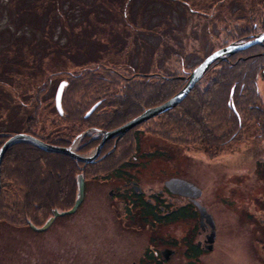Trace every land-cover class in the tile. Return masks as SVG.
Returning a JSON list of instances; mask_svg holds the SVG:
<instances>
[{"label": "rangeland", "instance_id": "1", "mask_svg": "<svg viewBox=\"0 0 264 264\" xmlns=\"http://www.w3.org/2000/svg\"><path fill=\"white\" fill-rule=\"evenodd\" d=\"M90 2L87 7L72 0L74 10H64L65 21L57 16L47 23L46 15H37V28L27 25L26 41L17 47L12 42L23 34L1 31L11 27L16 32L18 19L10 21L12 7L0 0V133L31 130L46 140L68 135L73 140L70 146L75 143L79 152L88 155L96 147L84 149L89 135L78 143L75 139L93 126L114 129L105 123L111 121L114 126L123 119V114H116L115 101L128 93L125 86L131 73L123 70L125 64L187 78L215 50L241 36L264 31V0H132L126 13L121 10L123 0H108L106 14ZM92 10L97 15L90 14ZM97 20L106 21L109 27ZM164 22L170 23L165 30L160 26ZM259 53L264 56V49ZM102 65L114 70L104 71ZM91 67L97 68L96 74H86ZM94 75L102 82L92 80L95 85L89 89L87 82ZM257 75L260 101L255 108L242 109L239 126L230 132L225 145L190 140L185 127L174 124L173 113L152 118L130 131L116 148L110 141L100 159L83 172L86 188L80 208L57 218L44 231L33 230L30 223L41 227L54 209L73 208L80 173L72 192L48 194L44 193L48 172L35 163L32 190L27 193L22 170L29 158L19 167L14 160L8 161L1 176L0 264H146L163 258L160 253L166 248H175L177 253L164 264H189L185 256L189 245L205 237L199 235L196 205L190 207L193 216L187 219L157 222L144 218L136 204L123 203L133 198L124 184L134 180L146 201L158 196L161 203L157 204L163 202L170 210L187 206L191 203L188 198L168 192L165 185L175 177L201 188L203 195L198 200L213 214L217 226L215 249L202 255L200 264H264V78L261 71ZM105 79L110 83L116 79L119 84L94 89ZM209 81L207 78L203 87ZM62 82L68 83L63 92V115L55 105ZM138 90L146 101H141L142 107L154 106L157 90L151 91L149 86ZM98 101L104 105L86 120V112ZM39 158L45 165L50 162ZM58 194L59 200L50 201ZM29 198L32 204L21 208L19 204Z\"/></svg>", "mask_w": 264, "mask_h": 264}, {"label": "trees", "instance_id": "2", "mask_svg": "<svg viewBox=\"0 0 264 264\" xmlns=\"http://www.w3.org/2000/svg\"><path fill=\"white\" fill-rule=\"evenodd\" d=\"M79 1L82 4H84V6L86 5L88 7L89 5L88 0H79ZM90 1H91L90 4L95 5L98 11L102 10L104 11L105 14L108 11H110L108 7L109 5L108 0H90ZM123 2L124 3H122L123 5L122 8L120 5L119 6L121 10L124 9V13H126L127 9L125 8L133 5L132 0H123ZM1 3L7 6L10 5L12 7V11H10L9 14L10 21L16 22L15 18L18 19L19 25L17 27L16 32H14L11 29V27H6L5 29L6 31L4 29L3 31H1V33L3 34L6 33L23 34L22 36L16 39L14 38L15 40L12 42V44L17 47H20L19 45L22 44L23 40L26 41L25 40L26 36L24 35L26 34L27 31H29L26 28L27 25H30L32 28L33 27L37 28L36 26L37 24H39V18L37 17V15H39L40 17L46 15L45 17L47 23L49 22L50 19L52 22V20H54L55 17L57 16H63L62 20L65 21L66 16L64 15V10L65 11L69 10V12H73L74 10L72 0H1ZM66 4H68V6L64 7ZM118 4L119 3L113 5V7L115 8ZM84 8L85 7H83L82 10H84ZM89 13L92 14L93 16L97 15L95 10H92ZM122 13L123 12H121V14ZM90 14H88L89 17L87 16L88 19H90L91 17ZM29 20L31 21L35 20V21L31 23ZM100 22L105 27L107 26L106 28L109 27V25L105 24L107 23L106 21L100 20ZM100 22L98 21V23ZM169 24L170 23L164 22L160 26L162 27L163 30H165L167 29ZM43 25L45 27L46 23H44ZM23 29H26V31H22ZM255 34H250L248 36L245 35L244 37L241 36L235 42L246 41L250 36ZM12 39L13 38L7 40L8 44L11 42ZM28 44L30 45L31 43L29 42ZM260 49H264V43L259 44L258 46L250 47L247 50L238 52L235 55H229L228 57H226V59H220L207 71L203 79L194 86L193 91L183 100L181 104H179L172 110L165 112L157 117H161L163 115L165 116L173 113L176 116L175 118L177 121V123L174 122V124L181 126V128L185 127L186 131L188 132L189 135L188 137L190 140L196 141L200 139V141L209 144L213 143V145L215 144L216 146H218V144L225 145L226 141H228L229 136L231 134L230 132L239 126V122H240L239 116L242 117L241 116V113H243L242 109L244 107L246 108L248 107L250 109L251 107L255 108L254 105H256L257 107V103L255 104V102L259 103L260 101V99L258 98L259 92L256 83L258 76L257 74L260 71H261V75H263L264 78V56L261 53H259ZM248 53H252V54L255 53V54H253L249 58L244 57L245 55H248ZM181 58L184 60V57L181 56ZM183 64L184 62L182 61V66ZM125 65L127 66V68L123 67V70H126L127 72L131 73V76H127L128 84H126L125 88L126 87L128 88L127 91L128 93L125 96L126 98L117 99V101H115L116 106H118L119 108L117 109L116 114L118 113L123 114L122 116L123 119H120V122L116 123V125L118 126L124 124V122L127 123V120L129 121L135 117H138V115H140V113H142L145 110L144 107H142L144 105L143 104L144 102L141 103L142 100L145 101V99L141 96L144 93H140L143 91H139L138 89L149 86L151 91H156L157 89L161 88L160 90H157L155 103L153 102L154 106H158L164 103L165 101L171 99L172 96L178 93V91L188 82L189 79L188 76L190 74L188 73L187 78L180 79L181 76L179 77L177 75H163L161 73L151 72L148 70L141 71L137 69V67L129 66L128 63ZM105 66H103L104 71L112 72L114 70V68L113 70H111V68ZM215 67H220V69L215 71L214 73L212 72V70L215 69ZM130 69L131 72L129 71ZM116 71L117 70H115V72ZM88 73L89 75L96 74L97 68L91 67V69L87 71L86 74ZM79 74L83 75L82 72H80ZM207 78H209L210 81L205 87H203V84ZM108 79L109 80L113 79V75H110ZM133 79L137 81L136 82L130 81ZM92 80L102 82L101 80H98L96 78V75L91 76L90 80L87 82L88 83L87 87H89V89L92 88L93 85H95V83L92 82ZM107 80L105 79V81H103V84L101 85L98 83L94 89L98 88L101 90L105 88L107 90V89H112V85L114 86V84L116 85L119 84V81H117L116 79H114L112 83L108 82ZM227 90L229 91V93H227ZM231 92H233V94H230ZM152 99L153 98L150 97L148 102H150ZM233 99H234V103L232 102ZM102 102L101 104H103ZM252 102H254V104H251ZM150 104H152V102H150ZM103 105H101V107ZM232 106L235 109L232 108ZM230 109L232 110V112ZM92 115L89 118H86V120L92 119ZM31 126H33V124ZM105 126L108 128H115L113 126V122L111 121L106 122ZM27 132L36 136L31 130H27ZM9 135L10 132L0 133V148L2 147L4 141L8 138ZM53 138L54 141H51L50 139L49 141L57 144L60 143L62 145H69L73 141L72 137L68 138V135L56 136ZM42 139L44 141H48V139L47 140L44 138ZM64 141H67L68 143L65 144ZM88 141L90 145L88 144L84 148L88 150L95 147L100 142V140L98 139L92 140L91 137L88 138ZM119 142H121V140ZM111 143L112 142L109 141L108 143L105 144V147L103 148V152ZM27 152L36 155L39 154V156L36 158L31 155H28ZM40 156L46 158L44 160L47 161V163L48 161H50L49 162L50 164L48 163L47 165H45L43 160L39 158ZM24 158L26 159L29 158L28 160H24L26 164L28 163V166L25 168V166L23 165L24 169L22 170V175L24 176L26 182L25 184L26 186H28L27 193L28 191L30 192V190H32V188H30L29 185L31 183V178L34 176L33 166L35 165V163L41 165L40 170H45L46 172H48L49 179H47L48 181L44 185L45 186L44 193L48 192V194L51 193L62 194V192L63 193L72 192L73 187L75 186L74 183L77 174L81 172L83 173L86 167L90 165H94V164H88L84 166V169H81V172H79L78 170L83 164H79L73 158H70L69 156L63 154L60 155L55 153L43 152L39 148L37 149L31 144L26 142V143L16 144L5 153L2 163L3 165L2 171L5 168L6 166L5 164H7L8 161L11 162L12 160H14L13 162H15V164L17 162V165L19 167ZM38 175L41 174L39 173ZM59 194L57 196L56 195L52 196L50 201L59 200L58 199ZM157 197L158 196H155V198ZM143 198H144L143 196H140L138 198L136 207L139 210L140 214H146L148 216H152V219L157 218L158 221L176 222L177 220H183V219H187L189 216H193L192 212L189 211L190 209L189 207L187 208L181 207L176 210H170L169 207H167L168 209H166V212H168V214H165V216H160L159 213L162 212L161 206H159V204L156 205L151 204L149 201L144 202L142 201ZM31 204H32V199L29 198L19 205L21 206V208L27 209ZM189 246L197 249L196 245L190 244Z\"/></svg>", "mask_w": 264, "mask_h": 264}, {"label": "water", "instance_id": "3", "mask_svg": "<svg viewBox=\"0 0 264 264\" xmlns=\"http://www.w3.org/2000/svg\"><path fill=\"white\" fill-rule=\"evenodd\" d=\"M264 43V32L259 33L258 35L250 38L248 41L240 42L237 41L235 43H232L228 46H225V48L218 49L214 51L212 54H210L207 58L203 60L201 64H199L191 73L189 76V80L187 84L181 89L180 92L175 94L174 96L171 97L168 101H166L163 104H160V106L156 107H149V109H146L144 112L141 113V115H138V117L128 121L127 123L121 125L120 127H117L114 130H100L97 128H93L91 130L83 132L79 137H77L75 140L76 143L79 141L83 140V137L85 135H88L91 131L96 130L98 133H100L102 141L101 143L94 148V151L88 155L86 154H81L79 151H77L75 143L72 144L70 147H65V146H57L51 143H47L45 141H42L38 137L36 138L35 136L31 134H24V133H18L15 134V136L10 137L3 145V147L0 149V194H1V167H2V161L5 156V152L12 146H14L16 143L19 142H28L35 146L36 148H40L41 150L45 152H51V153H57V154H64L66 156H69L70 158L75 159L76 162L78 163H83L84 166L88 164H93L95 163V160L100 156L102 152V147L105 145L106 141L109 139H115L116 143L121 137H123L128 131L131 129L135 128L138 126V124H141L143 122H146L150 120V118L156 117L161 115L164 112L170 111L179 104L183 102V100L193 91V87L200 82L204 74L209 70L211 65L215 64L216 61L220 59H225L228 55H235L237 52L247 50L249 47L256 46L259 44ZM64 85L61 83V86L58 88L57 91V98H56V104L59 106V108L62 111L61 105V100H62V93L64 91ZM98 103H96L93 108L87 112L85 115L86 117H89L93 111L98 107ZM116 147V144H115ZM114 147V148H115ZM113 148V149H114ZM115 150V149H114ZM113 150V151H114ZM81 169H84V167H81ZM85 173H80L77 176V185H78V191H77V198L75 200L74 206L72 209L69 210H63L60 211L59 209H54L53 210V215L48 219V221L42 225L41 227H37L33 223H30V226L32 227L33 230L41 232L46 229H48L56 218L62 217L63 215H70V214H75V212L80 208L79 206L83 203L85 199ZM166 187L168 190L172 193H177L180 195H183L185 197H190L194 200L196 203V206L198 208V211L200 213V224L204 228V225H210L212 227L211 233L209 234L207 238V245L206 247L209 250L213 249V243L216 239V224L213 219V215L211 213H208L207 209L205 206L202 205L201 202L197 201L199 197L203 195V191L201 188L197 187L194 185L192 182L188 180H184L178 177L171 178L169 180H166ZM135 189L137 191H141L139 186H135ZM173 253V251L169 248H166L164 251V256L166 259L170 258V255Z\"/></svg>", "mask_w": 264, "mask_h": 264}, {"label": "flooded vegetation", "instance_id": "4", "mask_svg": "<svg viewBox=\"0 0 264 264\" xmlns=\"http://www.w3.org/2000/svg\"><path fill=\"white\" fill-rule=\"evenodd\" d=\"M56 105V104H55ZM57 109H58V106H57ZM58 111H59V109H58ZM63 115V114H62ZM95 126H93V127H90L91 129H93ZM27 132V131H26ZM27 133H29V132H27ZM31 134V133H30ZM96 135H94V137L92 138V140L93 139H98V140H100V142H101V137L100 136H97V137H95ZM56 137V136H55ZM52 139H54V138H52ZM52 139H50L51 141H54V140H52ZM65 140H67V139H65ZM51 141H46V142H50V143H53V142H51ZM116 141V140H115ZM114 141V142H115ZM99 142V143H100ZM119 142V141H118ZM64 143L66 144V143H68L67 141H64ZM108 143V142H107ZM53 144H56V145H62V144H57V143H53ZM64 146H70V144L69 145H64ZM104 148V147H103ZM138 185V183L137 182H135L134 180H130V181H128L127 183H125L124 184V187L126 188V190H128L129 191V196L130 197H133L132 198V200H131V198L129 199H127V200H123V203H125L126 205L128 204V203H130V205L131 204H136L135 202H137V200H138V198L140 197V196H143V191L140 193V192H138V191H136L135 190V185ZM140 186V185H139ZM169 192V191H168ZM121 192L119 191L118 192V194H120ZM112 196H114L115 194H114V192H113V190L111 191V193H110ZM128 195H127V197H129ZM135 197H136V199H135ZM182 197H184V196H182ZM184 198H188V200L191 202V203H189L187 206H182L183 208H187V207H192V206H194L195 205V202H194V200L192 199V198H189V197H184ZM142 201H146V200H144V198H143V200ZM147 201H149L151 204H154V205H156L157 203H161V200L160 199H158V198H155V197H153V199L151 198V200H147ZM162 204L163 205H161V209H162V212L161 213H159V215L160 216H165V214H168V212H166V209H168L167 208V206L162 202ZM193 204V205H192ZM195 207V206H194ZM181 208V207H180ZM177 209H179V208H177ZM143 216H144V218L146 217V219H148L149 217L152 219V216H148V215H146V214H143ZM154 220L155 221H157V222H159L158 220H157V218H154ZM201 226V225H200ZM217 227V226H216ZM210 232H211V227L210 226H208V225H204V228H202L201 227V230H199V235L201 234V233H203L204 234V236L206 237H204L202 240L200 239L199 240V242L197 241V243H196V247H197V249H195V248H193V247H188V250L185 252V256H186V258H188L189 259V264H200V261H201V257H202V255H204L206 252H210V253H212V251H214V249H215V244H216V241L218 240V235H217V230H216V240H215V242L213 243V249L212 250H209L207 247H206V243H207V237L209 236V234H210ZM171 249V248H170ZM172 251H173V253L170 255V258L169 259H166L165 258V256H164V251L163 252H161L160 254H161V256L163 257V258H159L158 260L159 261H156V263H154V262H150V261H148L147 260V263L146 264H164V263H167L168 261H170V259H171V257L172 256H174L176 253H177V250L174 248H172L171 249ZM151 259H153V256H150V259L149 260H151ZM153 261V260H152Z\"/></svg>", "mask_w": 264, "mask_h": 264}]
</instances>
